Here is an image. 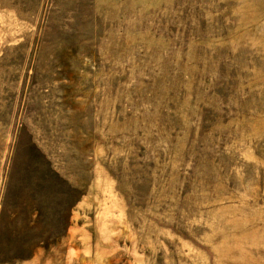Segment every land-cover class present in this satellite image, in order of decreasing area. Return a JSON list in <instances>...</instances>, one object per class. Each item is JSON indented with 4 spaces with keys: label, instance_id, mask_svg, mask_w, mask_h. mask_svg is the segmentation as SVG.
Returning a JSON list of instances; mask_svg holds the SVG:
<instances>
[{
    "label": "rangeland",
    "instance_id": "374dc122",
    "mask_svg": "<svg viewBox=\"0 0 264 264\" xmlns=\"http://www.w3.org/2000/svg\"><path fill=\"white\" fill-rule=\"evenodd\" d=\"M0 264H264V0H0Z\"/></svg>",
    "mask_w": 264,
    "mask_h": 264
}]
</instances>
